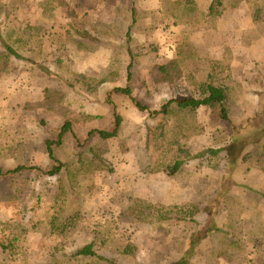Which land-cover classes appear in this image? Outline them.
Segmentation results:
<instances>
[{"label":"rangeland","instance_id":"rangeland-1","mask_svg":"<svg viewBox=\"0 0 264 264\" xmlns=\"http://www.w3.org/2000/svg\"><path fill=\"white\" fill-rule=\"evenodd\" d=\"M14 1L4 0L8 4ZM87 1L93 0H16L15 18L12 16L11 23L7 26L0 20V52L5 50L6 44L25 57L37 58L40 66L13 59V72L0 75V168L5 172L18 166L32 168L14 178H0V264H52L49 252L54 248L63 246V253L70 254L89 244L95 231L106 228L111 230V247L105 253L117 256L119 264H175L182 258L187 264H264V198L245 194V189L236 185L227 190L229 199L224 204L210 202L213 192L222 187L224 158L217 170H211L204 158L193 159L176 179L162 173L147 174L145 167L140 165L145 156L147 125H157L158 118L141 112L127 97L122 102L120 96L114 98L123 117L119 138L104 141L96 135L84 147L78 146L77 139L84 140L88 130L113 127L112 107L104 102L102 89L109 83L97 87V82L106 70L114 74L120 72L121 81L125 82L130 60L124 38L119 41L113 38L117 39L129 29L132 0H97L91 5ZM213 1L197 0V3L208 14ZM134 6L137 15L144 16L133 33L132 45L138 49L134 66L135 97L150 109L159 110L167 99L195 96L193 87L184 78L167 83L168 95H162L164 89L158 82L156 67L176 57L181 29L159 14L160 0H137ZM246 7L226 9L222 18L204 26V31L195 38L196 51L210 60L209 68L207 64L202 66L203 74L200 73L199 78L203 79L206 72H213V81L230 86L228 89L234 90L237 96L229 121L215 118L205 108L198 112L204 132L188 143L195 156L208 148H222L235 137L264 129V115L253 118L243 109L235 112L241 102L255 108L256 101L251 97L259 90L264 92L261 77L264 74V51H261L264 42L262 45L258 42L256 49L251 47L254 42L245 43L240 37L241 32L251 31L264 37L263 26L254 25ZM97 20L111 26V42L116 46L114 48L109 42L110 46L85 55L84 33L78 34L79 44L75 45L66 32L71 27L76 31L83 27L82 24ZM148 26L150 29L143 32ZM229 29L234 35L230 36ZM103 30L110 29L104 27ZM220 47L231 48L239 58L235 62L240 67L250 61L252 70L243 69L242 79L225 76V66L230 64L226 54L218 60L208 56L211 48L219 52L216 56L220 55ZM232 60L235 59L232 57ZM39 68L46 71L47 76L42 75ZM67 68H71L67 76L61 80L52 78V74H62ZM250 74L254 75L249 77ZM67 82L73 84V89ZM87 114L100 116V119L84 121ZM70 118L83 121L75 125L78 138L70 135L63 146L54 147L56 156L64 161L81 150L93 152L108 160L110 165L98 171L87 181L90 187L81 191V225L75 235L67 237L57 232L49 233L47 228L60 211L57 197L65 186L63 176L49 174L54 162L48 156L46 142L57 140L62 125ZM28 140L33 145L23 149L22 144ZM125 146H128L126 153ZM131 150L132 156H127ZM112 168L113 173L110 172ZM238 181L264 192V173L260 170L244 173ZM132 198H141L163 208L192 202L203 210L193 221H174L156 227L130 222L121 224L113 219V214L119 215L117 211ZM207 206L210 209L205 210ZM122 238L134 244V256L117 255L115 248L122 244ZM2 244L7 246V251Z\"/></svg>","mask_w":264,"mask_h":264},{"label":"trees","instance_id":"trees-1","mask_svg":"<svg viewBox=\"0 0 264 264\" xmlns=\"http://www.w3.org/2000/svg\"><path fill=\"white\" fill-rule=\"evenodd\" d=\"M96 1H87L86 3L91 5L92 2ZM136 1L132 0V23L129 29L117 39L113 38L118 41L124 38L125 51L128 52L131 59L128 66L127 86L124 88H114L107 93L104 100L106 104L112 107L114 117L113 127L111 129H90L87 131L85 139L81 140L76 134L75 125L76 123H83V121L79 122L70 118L62 125L57 140H47L46 142L48 156L54 162L49 174L52 176H63L62 179H64V186L66 188L58 196L59 199L57 197L60 210L57 209V211L60 214L58 212L56 217L47 224L49 233L57 232L64 236L72 237L79 231L80 220L82 219L80 198L83 196V193L81 191L83 190L84 192L85 188L88 189L90 187L87 181L93 179L98 174V171L108 168L110 165L108 160L97 156L93 152L81 150L73 152L71 156L61 161L56 156L54 147L63 146L70 135L73 138H78V146L81 148L96 135H99L104 141H113L119 138L123 125V117L118 112L114 101V98L117 96H126L141 112H149L151 117L158 118L157 125L152 127L147 125L145 146L143 147L145 156L144 160L140 163V165L145 167L147 174L162 173L172 179H176L193 159L204 158L211 170H217L220 167L221 158H224L222 187L218 192H213V195L209 198L210 202L214 205L221 202L224 204L229 199L226 193L229 191L227 190L232 189L236 185H240L245 189L243 192L245 194H255L264 198V192L254 190L249 185L245 183L240 184L238 181L244 173H248L253 169H258L264 173V129L251 135L235 137L222 148H208L199 152L196 156L193 155L188 146L192 138L202 135L204 132V127L198 121V111L202 107H206L215 118L229 121L231 110L237 103V96L234 94V90L217 86L214 83L213 72H206L203 79L199 78V74L202 73V66L207 64L206 66L209 68L210 60L208 57H202V53L196 51V36L204 29V26L210 25V23L222 18L226 9H239L246 6L250 10L251 21L258 27L263 26L262 30L264 32V0H214L211 11L208 14L199 8L197 0H160L161 9L158 10L159 14L169 20L173 26L181 29V39L175 48L176 57L169 63L156 67L159 71L158 82L173 84L184 78L196 93L193 97L168 100L160 110H152L147 105L141 103L134 97L133 89L130 86L132 79L131 69L135 66L138 55L136 54L138 49H134L132 45L135 39L133 33L140 24L139 19L144 18V16L139 17L137 15L134 6ZM110 3L112 4L113 1H110ZM15 10L16 0L13 4L0 0V20H3L5 25L8 26L11 23L10 19L14 16ZM44 13L46 14V12ZM82 25L83 27L76 28L77 33L73 32L71 27L68 33L66 32V36H69L70 40L72 36L71 41L73 44L78 45L77 39H80L78 38V34L84 33L86 43L84 44L83 53L85 55H89L102 47L110 46V43L115 48L116 44L111 42L112 32L110 25L104 24L99 20L92 24L87 23ZM104 27L110 30L106 32L103 30L102 32L101 28ZM213 28L215 29V27ZM149 29V26L145 27L143 32ZM4 45L5 50L0 52V75H8L13 72L14 69L12 68L14 64L11 66L13 59L15 62L23 61L24 63L38 66L37 58L25 57L11 46ZM29 50L32 52L34 48H30ZM36 69L38 70V68ZM70 69L67 68L62 74H52V78L61 80L67 76L66 72H69L68 70ZM39 70L42 75L47 76L46 71L43 72L41 68ZM102 75L97 82V87L104 86L107 83H114L121 77L120 72L114 74L107 70ZM67 83L69 88L73 89V84L71 82ZM260 93V101L264 105V92ZM260 114H256L253 118L259 117ZM262 115H264V110ZM99 117L87 114L83 119L84 121L99 120ZM29 145H33V143L28 140L26 144H22V148L25 149ZM127 147L125 146L124 153L128 152ZM29 169L32 168L18 166L14 170L5 172L0 168V178H14L17 174ZM110 172L113 173L114 169L112 168ZM214 205L212 207H215ZM208 206L205 210L210 209ZM202 210L198 204L192 202L183 206L163 208L157 207L155 204L141 198H132L127 201L125 207L117 211L119 215L113 214V219L121 221V224L123 222H130L132 224L156 227L165 223H174V221H193ZM203 235H206V233ZM92 239L89 244L78 248V250L70 254L63 253L65 251V247L63 246L54 248V250L49 252L52 264H119L117 256H114V258L105 253L111 247L109 246V242H111V230L109 228H106L104 231H95ZM19 240L14 239L13 241L18 242ZM122 240V244H119L115 248L118 253L117 255H121L123 258L134 256V244L129 239L122 238ZM2 245L5 251H7V246L5 244ZM175 264H187V262L182 258Z\"/></svg>","mask_w":264,"mask_h":264},{"label":"crops","instance_id":"crops-1","mask_svg":"<svg viewBox=\"0 0 264 264\" xmlns=\"http://www.w3.org/2000/svg\"><path fill=\"white\" fill-rule=\"evenodd\" d=\"M91 26H94V25H91ZM69 30H70V28H69ZM90 30V29H89ZM95 30V29H94ZM73 32H74V30H72ZM82 31V30H81ZM228 31H230L229 33H230V36L231 35H234L233 33H231V30L229 29ZM91 32V31H90ZM75 33H77V30L75 31ZM250 32H241L240 33V37H241V39H242V41H246L245 43H249V42H254L253 44H251V47L252 46H255L256 47V49H257V46H259L258 45V42H260V45H262V43L264 42V37L263 36H261V35H259V34H257V33H255V32H253V31H251V33L249 34ZM251 35H253V37H251ZM258 50H261V49H258ZM261 51H264V50H261ZM216 53L218 54L219 52L217 51V50H215V49H213V48H211V49H209V51H208V56H210V57H212V58H214L215 60H218L219 59V57L222 55V56H224L225 54V56L229 59V61H230V64L226 67V74H224L225 76L226 75H232L233 77H235V79H238V77L240 78V79H242L243 78V69L244 70H246V68H248L249 70H252V65H251V62L249 61H247V63L244 65L245 67H240V64H237V62H235L236 61V59H238V61H239V58H237V56H235L236 55V53H234V52H232V50H231V48H226V47H220V55H217L216 56ZM263 56V54H261V57ZM232 57L235 59V60H232ZM245 58H243V60H244ZM248 59V58H247ZM130 61H131V59L129 60V62H128V65H127V69H126V72H125V76H126V81L125 82H122L121 81V78L122 77H120L119 79H117L114 83H109L108 85H106V86H104L102 89H103V91H105V98H106V96H107V93L108 92H110V91H112L114 88H116V87H121V88H124V87H126L127 86V79H128V66H129V64H130ZM170 61V60H169ZM167 62L168 61H163V62H161L160 63V65H165V64H167ZM153 64H154V62H153ZM134 68L135 67H133L132 69H131V72H132V79H131V82H130V86L132 87V89H133V91L135 92V88L136 87H134V84H135V81H134ZM252 75H254V74H250V76L249 77H252ZM261 74H259V76H260ZM257 77V76H256ZM263 79H264V74H263V76H261ZM256 79V78H255ZM121 84H120V83ZM182 82V81H181ZM181 82H179V83H181ZM239 82V81H238ZM179 83H177V84H179ZM217 86H221V87H225V88H229L230 86H226V85H219V84H217L216 82H214ZM110 84H112V85H110ZM150 84V83H149ZM176 84V85H177ZM245 84H246V81H245ZM136 85V84H135ZM147 85H148V83H147ZM161 86H163V89H164V92L162 93V95H165V97H167V95H168V93H167V89H168V85H167V83H161L160 84ZM175 85V84H174ZM173 85V86H174ZM230 85H232V84H230ZM104 89H106V90H104ZM149 91H152V87L151 86H149ZM260 92L261 91H263V90H259ZM260 92H256L255 94H254V96L253 97H251V99H254L255 101H256V105L257 106H255V108H253V107H250V106H248V105H244L243 104V102H241V103H239V104H237V106H236V108H235V112H237V111H241L242 109L244 110V112L246 113V114H248L249 116H255L256 114H262L263 113V110H264V105L261 103V93ZM134 94V93H133ZM180 95V94H179ZM117 97H119V96H117ZM121 97H123L122 98V102L123 101H125V99H126V96H120V98H119V100L121 99ZM134 97H135V95H134ZM136 98V97H135ZM173 99V98H172ZM168 100H171V99H167V100H165V102H164V104L168 101ZM115 103H117V102H115ZM163 104V105H164ZM262 104V105H261ZM162 105V106H163ZM161 106V107H162ZM263 106V107H262ZM203 108H205V110L207 109L206 107H202L198 112H201V110L203 109ZM160 110V109H159ZM132 150H131V154H129V155H127V156H132ZM134 155H135V151H134ZM254 170H256V169H253L252 171H254ZM258 170V169H257ZM251 172V171H250ZM249 172V173H250Z\"/></svg>","mask_w":264,"mask_h":264}]
</instances>
